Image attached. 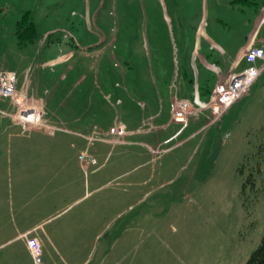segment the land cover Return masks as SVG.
I'll return each instance as SVG.
<instances>
[{"label": "rangeland", "instance_id": "1", "mask_svg": "<svg viewBox=\"0 0 264 264\" xmlns=\"http://www.w3.org/2000/svg\"><path fill=\"white\" fill-rule=\"evenodd\" d=\"M251 1L0 0V68L16 71L13 93L0 97L8 112L0 113L4 219L18 198L29 205L43 195L44 225L59 228L61 240L53 241L63 257L243 264L264 232V70L220 115L202 109L172 137L180 124L170 121L169 107L174 91L206 94L241 68L251 44L245 35L264 38V0ZM25 9L37 35L19 45L13 30ZM193 42L202 62L196 68L186 58ZM16 95L60 128L50 135L22 129L13 118ZM74 111H82L79 123L70 120ZM115 122L132 142L89 145L78 135ZM42 140L49 143H29ZM85 147L89 155L79 159ZM41 165L44 176H27ZM18 169L27 173L21 180ZM13 245L2 246L0 264H33Z\"/></svg>", "mask_w": 264, "mask_h": 264}, {"label": "built area", "instance_id": "2", "mask_svg": "<svg viewBox=\"0 0 264 264\" xmlns=\"http://www.w3.org/2000/svg\"><path fill=\"white\" fill-rule=\"evenodd\" d=\"M243 58L245 65L241 70L232 72L228 77L221 82H216L212 89L210 96L206 102H200L196 91H194L192 98H179L173 94L171 104L169 107V113L171 120L180 122L182 126L189 118H196L199 111L207 110L212 118L221 114L225 108L239 97L257 77L260 70L264 67V53L259 46H247L243 52ZM262 59L260 66L255 65L256 59ZM15 83V72L10 69L0 68V96L6 94H12ZM14 96V101L17 103V109L13 114V117L20 122L22 126L27 124H39L45 127H51L50 125L41 121L40 110L33 105L22 104ZM124 127L122 124L117 123L108 127L107 130H101L96 125H93L88 134H80L91 142L94 139L104 140L111 143L123 142L122 136L124 135ZM149 147V146H148ZM153 151L157 150L151 148ZM87 155L85 151H82L78 157L82 158ZM26 246L31 254L34 264H46L41 257V248L37 239L33 236L26 237Z\"/></svg>", "mask_w": 264, "mask_h": 264}, {"label": "crops", "instance_id": "3", "mask_svg": "<svg viewBox=\"0 0 264 264\" xmlns=\"http://www.w3.org/2000/svg\"><path fill=\"white\" fill-rule=\"evenodd\" d=\"M238 2L236 0H229V2ZM240 3H242L240 1ZM245 42H250L253 45H262L264 48V38H262V36H258L257 34H255V31L245 35ZM194 46H195V42L192 43L190 51L188 53V55L186 56V58L188 59V61L193 60L194 64H191V67H198V65L195 64V62H201L200 59V54H197V56L195 55V51L194 50ZM243 47V46H242ZM241 49V47L236 51L234 58L236 57V55L238 54L239 50ZM233 58V59H234ZM185 59V58H184ZM232 59V60H233ZM190 63V62H189ZM232 63V61H231ZM229 63L228 65L230 66ZM260 63V62H258ZM243 64V60L241 59V63L240 65ZM227 65V67L229 68V66ZM226 66V65H225ZM238 67V66H237ZM225 67H223V69H221L224 72ZM226 70V69H225ZM264 70V69H263ZM262 70V71H263ZM261 71V72H262ZM196 72H198V68L196 70ZM260 72V73H261ZM198 74V73H197ZM181 77L182 78H187V80L189 81L188 78H190V76H187L185 71L182 70L181 72ZM190 82V81H189ZM251 86V85H250ZM249 89V88H248ZM200 98L201 99H206L208 97V93L205 94L204 93V88H200ZM191 94V93H190ZM178 95V94H177ZM179 96L182 97H190V95H184L181 94ZM170 96H168L167 99V106H168V102H169V98ZM63 98V97H61ZM64 103L61 104V107H59V110H61L63 107H65V101H63ZM45 115H49V111L47 108H45ZM95 111H93L94 113ZM82 111H80L79 113L77 111H74V114L72 115H76V116H72L70 120H72L74 123H79L80 121H82V116L77 115V114H81ZM83 113H86L85 111H83ZM49 119H53L52 117H48ZM65 118H62V120L64 121ZM174 123V122H173ZM102 124V123H101ZM33 129H35L36 131H39V128L36 127H32ZM82 130H86L83 128H80ZM195 131V130H194ZM193 131V133H194ZM46 132V131H45ZM49 133L48 135H50L53 132H46ZM10 134V133H9ZM14 147L17 148H21L23 146H25L23 144V142L21 141H14ZM29 143H35V144H41L42 146H44V144H48L49 141H30ZM124 151H122L123 153ZM22 168V167H20ZM21 169H18V176L17 179L21 180L22 178H24L23 175H27V173H21L20 172ZM44 166L41 165L39 166V168L37 169L36 172H31L28 173V177H32L33 179L36 178L37 180L39 179V177L44 176ZM46 173V172H45ZM23 180L24 185L28 184V183H34L37 180ZM22 197V196H21ZM43 195H40L35 201L31 202L29 205H25L24 203H21V199L22 198H18L15 208L9 209V214H8V218L4 219V208L1 206L2 209H0V249L2 248V246L5 243H14V245L12 247H10L11 251L17 252L18 250H20V248L22 250H24V252L26 253L27 256L30 257L29 252L26 248L25 242H24V236L25 235H33L36 236L41 244L44 246V252L42 250L43 253V258L46 264H84L85 261L88 259V253H85L82 257L80 258H75L73 256L70 257H63L62 254L59 253V251L57 250V245L55 243V241H53V238H56V241H60L61 239L57 238L58 234L60 232L59 228L56 227H45V223L44 221H47V216L44 215L47 206L44 205V201H43ZM25 234V235H24ZM60 237V235H59Z\"/></svg>", "mask_w": 264, "mask_h": 264}, {"label": "trees", "instance_id": "4", "mask_svg": "<svg viewBox=\"0 0 264 264\" xmlns=\"http://www.w3.org/2000/svg\"><path fill=\"white\" fill-rule=\"evenodd\" d=\"M236 1L239 2L241 1L247 5L254 3L251 0H236ZM13 33L19 45L30 42L36 37L37 30L31 18L30 9H25L20 13L18 19L15 22ZM198 93L200 97L201 92H199V90ZM207 93H209V90L206 92V94ZM247 180H250V178H247ZM243 264H264V232L261 234L258 243L250 251L246 259L244 260Z\"/></svg>", "mask_w": 264, "mask_h": 264}]
</instances>
